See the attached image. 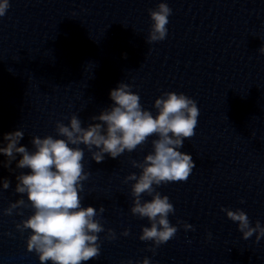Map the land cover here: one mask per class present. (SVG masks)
I'll list each match as a JSON object with an SVG mask.
<instances>
[{"label": "water", "instance_id": "95a60500", "mask_svg": "<svg viewBox=\"0 0 264 264\" xmlns=\"http://www.w3.org/2000/svg\"><path fill=\"white\" fill-rule=\"evenodd\" d=\"M161 2L172 10L165 40L149 44V10ZM264 0H10L0 18V142L21 130L22 145L34 136H55L57 121L76 114L82 126L110 103L109 91L132 85L143 109L163 92L183 93L200 112L195 135L184 141L195 168L184 182L161 185L179 228L156 249L139 240L147 219L133 216V160L152 151L150 137L133 152L95 163L85 150L84 207L105 208L101 250L82 264H124L149 257L152 264H264V238L242 239L220 209L240 208L252 225H264ZM83 147V146H81ZM5 158L0 156V161ZM15 163L11 165L15 169ZM0 166V264H39L15 231L21 217L3 210L20 197L15 176ZM28 171V170H24ZM143 199H150L146 195ZM244 203H241V201ZM31 214L24 210V218ZM107 229L117 238L105 239ZM125 229L129 236H121ZM14 236H7L6 233ZM211 233V239H208Z\"/></svg>", "mask_w": 264, "mask_h": 264}, {"label": "clouds", "instance_id": "9594fccd", "mask_svg": "<svg viewBox=\"0 0 264 264\" xmlns=\"http://www.w3.org/2000/svg\"><path fill=\"white\" fill-rule=\"evenodd\" d=\"M9 8L10 0H0V18ZM148 14L151 25L147 42L165 40L171 8L161 2ZM258 52L264 55V45ZM109 99L111 103L98 115L91 116V123L86 127L72 114L67 124L56 122L55 136H34L31 148L21 144L24 138L21 130L5 133L0 142V156L5 158L0 166L9 171L20 170L15 176L14 188L20 198L10 203L3 215L21 217L15 231L22 238L28 233L24 240L26 251L35 254L39 264H82L100 255L99 234L105 233L100 217L105 208L100 206L97 210L82 205L80 193L89 177L84 167L85 150L99 164L106 158L117 159L125 152L131 153L155 136L151 141L152 151L143 161L131 162L133 168L140 170L139 174L124 178V183L131 184V214L147 219L150 225L142 227L139 240L151 242L147 251L155 255L156 249L169 242L179 228L194 231L187 222L170 223L168 217L174 215V206L157 188L186 181L195 168L191 154L181 149L184 141L195 135L200 115L197 102L183 93L163 92L154 101V116L142 108L140 96L133 92L132 85L123 82L109 91ZM13 162H16L15 169L11 168ZM10 184L9 179H0V190H8ZM144 195L150 199H143ZM25 209L31 211L26 218ZM220 211L237 224L242 239L248 240L254 234L256 242L264 238V225L257 220L253 226L240 208L222 207ZM129 234L128 229L120 233L124 237ZM5 235L14 236L10 232ZM116 238V233L107 229L105 239ZM124 264H152V261L144 257L142 261L128 260Z\"/></svg>", "mask_w": 264, "mask_h": 264}]
</instances>
